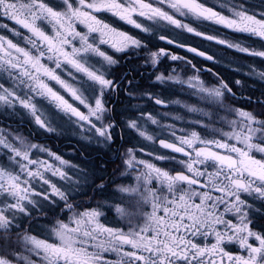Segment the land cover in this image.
I'll return each instance as SVG.
<instances>
[{
	"label": "snow or ice",
	"instance_id": "1",
	"mask_svg": "<svg viewBox=\"0 0 264 264\" xmlns=\"http://www.w3.org/2000/svg\"><path fill=\"white\" fill-rule=\"evenodd\" d=\"M0 264H264V0H0Z\"/></svg>",
	"mask_w": 264,
	"mask_h": 264
},
{
	"label": "flooded vegetation",
	"instance_id": "2",
	"mask_svg": "<svg viewBox=\"0 0 264 264\" xmlns=\"http://www.w3.org/2000/svg\"><path fill=\"white\" fill-rule=\"evenodd\" d=\"M62 148H64L66 151H71V147L70 146H65V145H61ZM85 151H88L89 154L93 157L96 156V153L95 152H92L91 149H85ZM158 163V162H157ZM111 168H109V172H110Z\"/></svg>",
	"mask_w": 264,
	"mask_h": 264
},
{
	"label": "rangeland",
	"instance_id": "3",
	"mask_svg": "<svg viewBox=\"0 0 264 264\" xmlns=\"http://www.w3.org/2000/svg\"><path fill=\"white\" fill-rule=\"evenodd\" d=\"M158 164H159V162H158ZM110 172H111V170H110Z\"/></svg>",
	"mask_w": 264,
	"mask_h": 264
}]
</instances>
